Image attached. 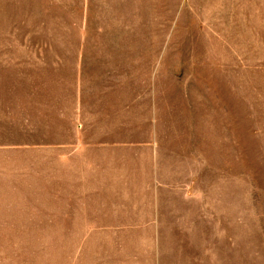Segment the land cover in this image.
Here are the masks:
<instances>
[{"label":"rangeland","instance_id":"1","mask_svg":"<svg viewBox=\"0 0 264 264\" xmlns=\"http://www.w3.org/2000/svg\"><path fill=\"white\" fill-rule=\"evenodd\" d=\"M94 114L166 135L161 231L53 229ZM0 264H264V0H0Z\"/></svg>","mask_w":264,"mask_h":264},{"label":"crops","instance_id":"2","mask_svg":"<svg viewBox=\"0 0 264 264\" xmlns=\"http://www.w3.org/2000/svg\"><path fill=\"white\" fill-rule=\"evenodd\" d=\"M104 121L94 114L81 122L62 148L66 176L62 193L53 194L52 226L86 234L76 245L93 233L161 231V200L183 196V180L172 179L171 156L163 153L166 135L154 127L137 136L132 129L107 131Z\"/></svg>","mask_w":264,"mask_h":264}]
</instances>
